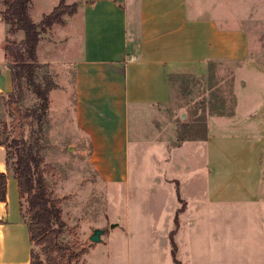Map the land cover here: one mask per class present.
Here are the masks:
<instances>
[{
    "label": "rangeland",
    "instance_id": "obj_1",
    "mask_svg": "<svg viewBox=\"0 0 264 264\" xmlns=\"http://www.w3.org/2000/svg\"><path fill=\"white\" fill-rule=\"evenodd\" d=\"M58 1L36 0L34 6L47 15ZM189 12L210 15L222 27L243 30L248 44L247 57L242 61L211 60L205 72L196 76L195 89L188 95L180 92L177 80L169 103L138 106L137 117L132 116V121L138 118V136L145 143L161 141L171 147L203 133V124L191 122L196 116L203 120L222 117L245 121L251 125L246 129L247 134L258 136L263 142L262 146L259 145L262 150L258 162L261 168L259 197L264 199V0H189ZM44 16L37 17L38 21L41 22ZM50 29L41 33L46 44L47 40L55 38ZM60 46L56 51L59 62L51 66L44 65L41 70L40 78L46 77L53 82V92L50 93L53 109L45 117L43 126L36 122L32 125L25 123L14 130L13 125L25 119L19 114L10 116L7 108H1L0 111L8 123L7 132L12 131L11 136L19 137L17 134L23 132L26 138H35L41 145L48 186L56 197L62 198L63 218L67 226L61 241L72 245L75 251L89 250L78 264H174L170 255L172 245L169 232L174 227L171 222L174 212L181 204L176 201L173 208L168 209L171 219L167 232L169 240L166 243L161 238L160 230L167 228L164 225L167 213L158 203V207L146 204L153 186L157 190L164 189L160 169L173 156H138L136 126L132 124L130 181L124 186L105 182L90 161V138L76 128L73 117L74 68L70 60L77 54H73L72 50L71 53L65 52L68 45L63 51ZM21 94L24 108L37 103L29 88L25 87ZM246 110H251V115ZM193 112H196L195 116ZM188 119L190 122H186ZM218 133L214 130L213 136ZM230 144L229 140H221L213 150L210 187L219 199L229 198L231 202L216 201L206 207L209 203L202 205L205 200L201 202V195H205V190H202L201 185L198 184L199 194L190 192L191 197L187 196V200L192 204L190 212L193 217H214L217 222L215 225L213 221H198L195 224L198 230L188 229L184 235V249L181 251L179 248L181 253H175L177 259H186L188 255L196 264H224L225 248L219 243L220 240L227 241V238L219 235L218 231L225 227L224 222L218 220L229 217L233 222L248 220V224L233 225L236 231L232 233L230 241L239 244L238 251L244 253L242 256L246 261L252 259L251 246L260 240L255 220L264 217V204L248 198L256 194L259 171L253 161V153L244 141L232 146ZM9 150L13 152L14 149L5 148L6 156H10L7 153ZM114 157L118 164L122 162V157ZM169 166L171 168L165 181L176 177L174 163ZM16 201L15 196L10 202L14 211L19 210ZM23 203L24 219L29 214L26 201L23 200ZM161 203L166 205L165 200H161ZM95 228L107 229L103 240L98 243L89 238ZM36 250L38 254L41 253L39 247ZM40 258L43 259V256Z\"/></svg>",
    "mask_w": 264,
    "mask_h": 264
},
{
    "label": "crops",
    "instance_id": "obj_2",
    "mask_svg": "<svg viewBox=\"0 0 264 264\" xmlns=\"http://www.w3.org/2000/svg\"><path fill=\"white\" fill-rule=\"evenodd\" d=\"M35 1L33 0L30 5V13L33 20L39 23L37 17L46 13L42 14L38 8L35 9ZM59 2L60 0L55 6ZM66 2H77V12L64 17V24L53 25L50 31L55 36L54 40H47L46 44L41 35L37 55L40 64L51 66L59 62L56 57L59 45L62 51L68 45L65 52L72 50L73 54H77L70 60L74 68L72 112L76 128L90 138V161L100 177L114 186H124L130 181L132 124L136 126L138 156H173V159L166 160L160 169L162 182L165 183L164 189L157 190L153 186L146 204L158 207L156 205L158 203L167 213L164 216L166 217L164 225L167 228L160 230L161 238L166 243V240L167 242L169 240L167 232L171 219L168 209L171 210L176 201L180 202L179 198L184 202V210L178 214V225L172 228H175L173 234L175 253L176 251L181 253L185 247V232L188 229L198 230L196 222L204 220L213 221L214 224L217 222L214 217L197 218L190 212L192 204L187 200V196L191 197L190 192L199 194L198 184L205 190V195H201V202L205 200L202 205L207 202L209 204H206V207H209L210 203L216 201L231 202L229 198L219 199L216 193L211 192L210 187L213 150L219 141L229 140L230 146L244 141L249 146L259 175L256 194L248 199L264 204V199L259 197L261 168L258 162V155L262 150L259 145L262 146L263 142L258 136L247 134L246 129L251 126L249 123L231 118H207L205 132L194 138L184 139L179 145L167 147V144L161 141L145 143L144 139L138 136V118L132 121L133 115L137 117L138 106L169 103L171 96L169 75L198 76L205 72L208 62L214 59L245 60L248 44L243 30L225 28L210 15L189 12V0H66ZM24 36V31L10 34L8 25L2 20L0 13L1 94L13 90L10 58L4 48L5 40L7 37L22 40ZM52 105L50 97L48 110L50 114ZM251 110H246L248 115H251ZM255 112L254 110L253 113ZM214 130L219 132L215 137ZM220 149L223 151L222 147ZM5 153V147L0 146V171L8 174L7 201L0 202V264H34L33 244L27 222L22 218L20 209L18 181L7 166ZM114 156L122 157V162L118 164ZM172 163L177 168L176 177L165 181L169 167L171 168L169 164ZM15 196L19 209L17 211H14L10 204ZM161 200H165L166 205L161 203ZM262 212L264 215V207ZM220 220L224 222L225 228L218 231L219 235L227 238V241L220 240L219 243L225 248L224 264H264V217L255 220L260 240L251 246L253 254L249 261L243 258L244 253L238 251L239 244L230 241L232 233L236 231L233 225H245L249 223L248 220L239 219L238 222H233L231 217L218 221ZM171 222L174 223V217ZM179 248L181 251H178ZM186 256V259L184 257L177 259L176 256L175 258L179 264H196L190 256ZM173 262L177 264L174 260Z\"/></svg>",
    "mask_w": 264,
    "mask_h": 264
},
{
    "label": "trees",
    "instance_id": "obj_3",
    "mask_svg": "<svg viewBox=\"0 0 264 264\" xmlns=\"http://www.w3.org/2000/svg\"><path fill=\"white\" fill-rule=\"evenodd\" d=\"M33 0H0V13L2 20L8 25V32L15 34L24 31L22 40L7 37L4 48L10 58V69L12 72L13 90L6 94L0 93L1 108L9 109L10 116L19 114L25 119L16 126L38 123L41 127L47 117L50 92L53 89V82L49 78H40L44 65L39 63L37 49L41 40V33L52 28L55 23L64 24V15H74L78 10V3L67 4L66 0H60L59 4L40 23L33 20L30 13V5ZM179 81L180 92L188 95L195 89L194 81L196 76L192 74L169 75L168 82L170 91L174 87V82ZM27 87L35 95L37 103L31 107L24 108L21 105L24 97L21 94ZM172 99V92L170 99ZM3 100V101H2ZM193 110V108H191ZM190 110V111H191ZM0 111V146L7 149L13 147V152H7V166L14 173L18 181L20 209L25 213L23 200L27 203L28 217H24L27 222L30 240L33 244L32 261L34 264H78L81 258L88 253V249L75 251L74 247L61 241V237L67 226L63 218L62 198L56 197L49 188L46 179L47 167L44 166V156L41 145L35 138H26L23 132L19 137L11 136L8 123ZM192 114V113H191ZM192 115H196L193 112ZM206 120L197 118L191 120L192 123L203 124L206 131ZM186 122H190L188 119ZM184 122V123H186ZM7 132V133H6ZM198 136V135H196ZM194 138V137H191ZM8 174L0 171V202L7 201ZM178 193V192H177ZM176 210L174 216V226L178 225V214L184 210V202ZM175 228L170 231V242L172 245L171 255L175 263L179 262L175 258V242L173 234ZM36 247L40 248L38 254ZM43 256V259L40 258Z\"/></svg>",
    "mask_w": 264,
    "mask_h": 264
},
{
    "label": "water",
    "instance_id": "obj_4",
    "mask_svg": "<svg viewBox=\"0 0 264 264\" xmlns=\"http://www.w3.org/2000/svg\"><path fill=\"white\" fill-rule=\"evenodd\" d=\"M111 226H114V224H112ZM106 231V228H95L90 234L89 238L94 243L101 242L103 240L102 236L106 233Z\"/></svg>",
    "mask_w": 264,
    "mask_h": 264
}]
</instances>
